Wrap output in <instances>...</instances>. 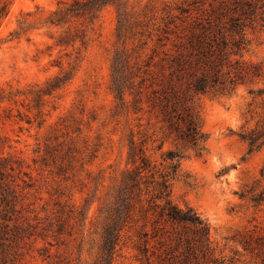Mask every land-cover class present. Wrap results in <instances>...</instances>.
<instances>
[{
  "label": "rangeland",
  "instance_id": "374dc122",
  "mask_svg": "<svg viewBox=\"0 0 264 264\" xmlns=\"http://www.w3.org/2000/svg\"><path fill=\"white\" fill-rule=\"evenodd\" d=\"M3 1L10 4L0 17V136L4 155L21 171L14 173L24 218L17 232L24 233L30 221L46 234L13 241L7 264H96L103 211L132 166L133 135L157 177L171 171L165 159L169 150L182 153L179 168L169 176L170 197L210 224V248L198 252L202 264H264V145L250 152L240 137L264 127V92H257L264 89V0H247L254 11L243 18L248 41L243 60L259 64L262 75L227 94L192 97L208 135L201 153L177 143L146 99L137 112L118 107L114 57L126 50L140 63L149 61L150 35L170 13L179 14V6L209 11L210 3L224 0H124L131 11L125 35L119 36L116 8L107 6L88 27L85 43L73 46L58 44L67 25L47 22L58 0ZM22 21H27L24 31ZM149 198L143 195L142 212L124 232L115 264L146 263L140 250L144 233L152 264H158L160 237L172 228Z\"/></svg>",
  "mask_w": 264,
  "mask_h": 264
},
{
  "label": "trees",
  "instance_id": "16d2710c",
  "mask_svg": "<svg viewBox=\"0 0 264 264\" xmlns=\"http://www.w3.org/2000/svg\"><path fill=\"white\" fill-rule=\"evenodd\" d=\"M9 4L6 1L0 4V17L9 13ZM107 6H114L117 10L119 36L122 37L131 15L128 1L124 0H58V6L47 22L54 26L67 25L58 40L59 45L84 44L88 27ZM210 6L209 11L199 6L194 9L179 6V14L170 13L163 25H158L150 35L152 53L149 61L140 63L139 56L126 50L117 52L114 57L112 88L119 100L118 107L126 113L137 112L138 105L146 99L162 115L169 135L182 147L197 153L205 148L208 135L194 110L193 95L227 94L262 75L259 64L243 60V50L248 44L243 18L253 13V3L224 0L221 5L210 3ZM26 27L27 21H22L21 30ZM257 92L263 93L264 89ZM240 137L248 143L250 152L256 151L264 145V127L243 131ZM130 155L132 166L123 173L114 199L103 211L100 251L95 263L115 264L124 232L136 220L138 212H142L143 195L148 194V201L153 209L158 210L159 218L172 228L171 234L165 232L164 237H160L164 239L160 240L161 252L156 255L158 264H202L198 252L204 254L210 248V224L194 208H181L170 197L169 176L179 168L182 153L169 150L165 159L171 161V171L159 173L158 177L142 148H138L134 135ZM18 166L11 157L4 155L0 136V264L12 260L13 241L35 235L46 236L30 221L24 233L17 232L22 226L18 208L21 183L14 175ZM20 180L27 183L21 177ZM261 194L254 199L260 200ZM31 227L34 230L31 231ZM164 228L155 230L152 238L158 237V230ZM144 237L140 250L146 256L145 264H152L148 255V233H144ZM6 241H10L8 247Z\"/></svg>",
  "mask_w": 264,
  "mask_h": 264
}]
</instances>
